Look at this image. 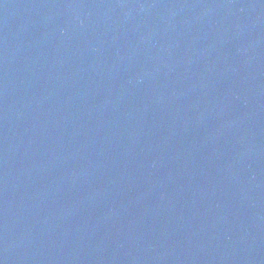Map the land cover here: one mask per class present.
Returning a JSON list of instances; mask_svg holds the SVG:
<instances>
[{"label":"water","instance_id":"95a60500","mask_svg":"<svg viewBox=\"0 0 264 264\" xmlns=\"http://www.w3.org/2000/svg\"><path fill=\"white\" fill-rule=\"evenodd\" d=\"M87 0H0V224L42 103Z\"/></svg>","mask_w":264,"mask_h":264}]
</instances>
